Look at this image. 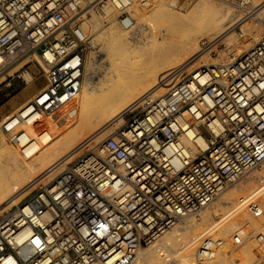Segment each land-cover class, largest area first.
Listing matches in <instances>:
<instances>
[{
  "label": "built area",
  "instance_id": "2783aa9c",
  "mask_svg": "<svg viewBox=\"0 0 264 264\" xmlns=\"http://www.w3.org/2000/svg\"><path fill=\"white\" fill-rule=\"evenodd\" d=\"M133 3L0 0V58L5 65L31 54L48 67L46 84L29 103L28 117L20 114L26 125H39L40 136L46 132L41 120L67 124L77 115L92 45L82 30L83 13L111 7L118 25L135 31ZM208 46L201 42L202 50ZM163 82L170 84L164 96H147L128 107L124 124L113 135L88 147L50 183L40 184L0 215V264H134L142 248L198 216L225 188L260 168L264 38L230 64L192 73L173 69ZM18 126L4 124L0 132L20 149L32 136ZM189 128L206 138L207 150L188 151L181 137ZM244 204L254 220L264 219L261 200ZM260 225L258 231L243 227L228 239L206 238L197 259H212L227 248L232 264H244L241 249L253 241L249 260L264 264V221Z\"/></svg>",
  "mask_w": 264,
  "mask_h": 264
},
{
  "label": "bare ground",
  "instance_id": "6f19581e",
  "mask_svg": "<svg viewBox=\"0 0 264 264\" xmlns=\"http://www.w3.org/2000/svg\"><path fill=\"white\" fill-rule=\"evenodd\" d=\"M139 1L133 0L131 9L140 23L135 31L122 29L116 21V11L111 7H106L99 15L92 14L89 19H85V15L82 17V30L92 39V48L98 51L88 53L84 85L77 97L78 110L74 120L60 124L56 118H45L41 120V126L46 128V132L40 136L37 123L28 126L20 119V114L28 117V105L37 93L0 120V128L4 124L10 127L18 122V130H25L27 135L32 136L29 143L16 149L0 133V214L8 212L14 203L39 183H50L67 163L78 158L88 147L113 135L124 124L123 113L128 107L147 96L152 100L164 96L170 84H165L163 80L171 70H184L189 66L184 70L187 72L196 67L197 70L230 64L235 57L252 48L251 40H255V44L264 38V0H243L251 8L240 15L236 14L240 7L234 2L199 0L197 5L205 12L202 15L206 18L205 22L194 30L188 28L180 36L172 28L177 24L185 25L190 16L177 10L179 5L176 0H156L147 5ZM105 21L107 24H104ZM201 37H207L211 47L224 45L226 49L217 51V58L211 55L216 47L203 53L199 46ZM96 53L105 57L102 58V63L107 64L104 75L98 70L103 66L96 65ZM34 56L48 72L46 64L37 55ZM33 61L27 58L4 75L7 65L0 58V86L8 81L7 77L21 72ZM97 70L103 76L95 81L92 75ZM23 76L27 82L34 79L29 71H24ZM212 128L218 130L216 125ZM181 141L192 154L208 149V141L194 128L187 129ZM250 199L264 203V163L233 188H225L198 215L199 219H196L198 216L186 218L150 247L142 248L134 264H232L227 248L208 260L197 259V250L212 235L228 239L243 227L258 231L264 219L257 221L250 216L244 204ZM216 218L219 220L216 221ZM253 246L255 242L252 241L241 249L246 257L247 263L244 264H253L249 260Z\"/></svg>",
  "mask_w": 264,
  "mask_h": 264
},
{
  "label": "rangeland",
  "instance_id": "374dc122",
  "mask_svg": "<svg viewBox=\"0 0 264 264\" xmlns=\"http://www.w3.org/2000/svg\"><path fill=\"white\" fill-rule=\"evenodd\" d=\"M179 7H178V11L182 14H185V15H189L190 16V19L187 23L182 24H177V25H174V27L172 29H174V33L177 34L178 36L182 35L188 28H192V30H194V28L202 25L206 18L205 17H202V15L205 13L203 12L197 5V2L199 0H176ZM222 1L220 0H216V3H221ZM229 3H232L234 2L238 7H240V9L237 11V15H240V14H243V12H245L246 9H250L251 8V5L247 4V3H241L239 2L238 0H228ZM92 14H95V15H99V12H93V11H85L83 13V16L85 15V19H89L92 17ZM256 16V14L254 15V17ZM82 23H84V20H82ZM252 23H255L254 21ZM104 24H107V22L105 21ZM140 25V23H138ZM256 24V23H255ZM129 35H131L129 33ZM88 36V35H87ZM138 38V36L136 37ZM91 39V38H90ZM92 40V39H91ZM202 41H208L207 37H201L199 38V46L201 47V42ZM255 40H251L250 41V46H253ZM93 47V44L91 46V48L89 49V51H94V52H97L98 49H95L92 48ZM214 47H216L215 45L214 46H208L205 50H202L203 53H206L207 51H212L214 49ZM202 49V48H201ZM226 49V46L224 45H219L216 47L215 51L213 50L211 52V55L215 58L218 57V54L216 53L217 51H222V50H225ZM89 53V52H88ZM101 55V56H100ZM238 55V54H237ZM236 55V56H237ZM96 59L95 61L98 63L96 65H99L101 64V67L100 69H98L102 74L104 73V70H105V63H102L103 62V59H105V57L102 56L101 53H96L95 55ZM99 58H98V57ZM39 57V56H38ZM33 59L34 61L31 62L29 65H27L24 70H22L21 72H18V73H15L12 77H7L8 78V81L5 82L3 85L0 86V107L6 102V104L4 105L3 109H2V112L4 113H8L9 111H12V109L16 106V105H20L22 104L23 102H25L27 100V98H29L31 95L33 94H36L45 84H46V78H45V72H44V69L38 64V62L35 60L37 59L35 56L31 55V54H28L26 56H20V57H15L11 60L10 62V65L4 69V72L3 74L4 75H7V73L9 71H11L13 68H15L16 66H18L23 60L25 59ZM103 58V59H102ZM39 59L41 60V58L39 57ZM42 61V60H41ZM103 64V65H102ZM189 68V66L185 67L184 70L186 71L187 69ZM197 68V67H196ZM196 68L190 70V71H187V73H191L193 71L196 70ZM96 71L94 73L93 78L95 81H98V79L102 78V75L101 73H99V71ZM24 71H29L34 79L31 81V82H27L23 76V72ZM96 74V75H95ZM101 76V77H100ZM8 101V102H7ZM18 107V106H17ZM1 114H0V120H1ZM1 133V132H0ZM6 138V141L12 145L8 138L5 136ZM1 134H0V144H1ZM13 146V145H12ZM14 147V146H13ZM16 148V147H14ZM17 149V148H16ZM260 169V168H259ZM244 180V179H243ZM239 181L241 180H238L236 181L234 184H232L231 186L227 187L228 189L230 188H233L235 186L236 183H238ZM40 184H43V182L39 183ZM45 184V183H44ZM37 185V187L39 186ZM36 187V188H37ZM35 188V189H36ZM35 189H32L33 191ZM30 190V192L32 191ZM11 210V209H10ZM9 210V211H10ZM7 212H4L0 215H3V214H6ZM196 219H199V216L196 217ZM218 221L219 218H216ZM154 243V242H153ZM152 243V244H153ZM152 244H150L149 246H146L144 248H148L150 247ZM228 250V249H227Z\"/></svg>",
  "mask_w": 264,
  "mask_h": 264
},
{
  "label": "crops",
  "instance_id": "0c3cea01",
  "mask_svg": "<svg viewBox=\"0 0 264 264\" xmlns=\"http://www.w3.org/2000/svg\"><path fill=\"white\" fill-rule=\"evenodd\" d=\"M7 102H8V101H7ZM5 104H6V102L0 107L1 118H5V117H7L9 114H11V112H12L17 106H19V105H16V106L12 109V111H9L8 113H4V112H2V109H3V107H4Z\"/></svg>",
  "mask_w": 264,
  "mask_h": 264
},
{
  "label": "snow or ice",
  "instance_id": "6c2138e0",
  "mask_svg": "<svg viewBox=\"0 0 264 264\" xmlns=\"http://www.w3.org/2000/svg\"><path fill=\"white\" fill-rule=\"evenodd\" d=\"M38 243V242H37Z\"/></svg>",
  "mask_w": 264,
  "mask_h": 264
}]
</instances>
